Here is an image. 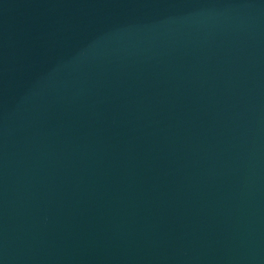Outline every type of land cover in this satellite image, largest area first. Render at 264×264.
Listing matches in <instances>:
<instances>
[{
    "label": "water",
    "instance_id": "obj_1",
    "mask_svg": "<svg viewBox=\"0 0 264 264\" xmlns=\"http://www.w3.org/2000/svg\"><path fill=\"white\" fill-rule=\"evenodd\" d=\"M0 264H264V0H0Z\"/></svg>",
    "mask_w": 264,
    "mask_h": 264
}]
</instances>
